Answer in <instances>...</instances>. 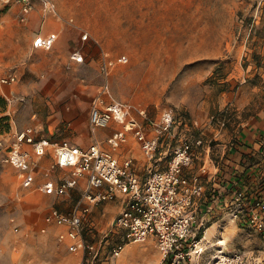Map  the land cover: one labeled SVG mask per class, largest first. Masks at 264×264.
Instances as JSON below:
<instances>
[{"label":"rangeland","instance_id":"1","mask_svg":"<svg viewBox=\"0 0 264 264\" xmlns=\"http://www.w3.org/2000/svg\"><path fill=\"white\" fill-rule=\"evenodd\" d=\"M51 1L58 16L44 14L41 1L32 0V12L38 10L39 16L30 13L20 21V1L0 0V77L16 76L14 83L0 84L1 138L35 126L59 145L87 146L98 140L107 147L105 139L121 125L94 132L89 126L91 103L105 81L100 70L104 56H126L127 61L110 68L102 98L126 104L147 131L167 108L175 116L176 135L201 137L208 146L211 139L202 132L209 124L224 121L222 127L240 128L242 119L264 109V0ZM47 30L58 34L54 45L33 47L32 39ZM74 50L82 53V62L70 58ZM167 141L170 152L176 142ZM117 153L131 156L136 172L146 175L144 154L132 136ZM45 172L41 165L36 182L24 187L18 170L0 158V264H79V253L58 239L61 227L45 223L44 215L51 207L68 210L84 184L64 195H48L38 189ZM58 173H53L55 181L65 176ZM103 205L93 216L95 227L85 232L88 239L111 234L116 204ZM204 227L196 246L203 248L201 263L211 262L220 248L264 258V238L255 229L241 228L225 214L204 219ZM159 261L148 236L126 244L114 264Z\"/></svg>","mask_w":264,"mask_h":264},{"label":"built area","instance_id":"2","mask_svg":"<svg viewBox=\"0 0 264 264\" xmlns=\"http://www.w3.org/2000/svg\"><path fill=\"white\" fill-rule=\"evenodd\" d=\"M19 1V19L26 21L34 3ZM39 1L44 14L58 16L51 0ZM57 38V32L38 34L32 46L49 49ZM82 38L86 39L87 34ZM70 58L76 62L84 59L79 50H74ZM126 61V56L103 57L100 70L105 81L89 110L92 132L112 123L121 125L105 139L107 147L98 140L85 147L59 145L41 134L39 128L27 126L16 130L8 140L0 137V158L18 170L22 186L30 187L36 182L43 157L50 153L52 163L38 185L48 195H64L83 182L82 193L68 210L51 207L44 215L45 223L61 227L58 239L70 252L81 255L79 264H114L126 244L143 242L148 236L158 248L159 264H264V258L251 252L222 248L211 262H200L201 252L196 246L205 229L201 228L202 221L214 215L225 214L241 228H253L264 238V194L244 188L236 177L226 182L220 164L211 156L212 146H205L201 137L183 138L173 132L175 116L170 109H162L158 120L149 122L147 131L126 104L105 101L102 94L108 93L110 68ZM15 81L14 74L0 77V84ZM138 112L147 120L144 109ZM130 136L144 154V176L136 172L131 156L121 158L117 153ZM168 138L176 142L170 152ZM57 167L67 170L59 181L49 175ZM214 183L221 185L217 188ZM118 199L121 206L112 221L111 234L88 239L85 232L95 227L90 220L92 208Z\"/></svg>","mask_w":264,"mask_h":264},{"label":"crops","instance_id":"3","mask_svg":"<svg viewBox=\"0 0 264 264\" xmlns=\"http://www.w3.org/2000/svg\"><path fill=\"white\" fill-rule=\"evenodd\" d=\"M34 14L35 16H39V11L36 10L35 12H31V17H33ZM47 31L48 32L45 33L39 32V34L45 35L49 32H55L49 30ZM27 43L30 44V40H28ZM239 125L240 128H234L233 126H230V124H227L225 127L209 124V128L204 130L202 133L205 137H209L211 139L209 140L211 143L208 146H220L216 150L212 148L211 156L216 162L222 165L220 173H223L225 181L228 182L232 178L236 177L240 181L239 184L241 183L244 185V188L253 189L256 187L255 184H257V182H259L264 176V109L254 116L242 119ZM212 139H214V141H212ZM216 152L219 153V160L214 158V154H216ZM51 163L52 158L49 154H46L41 161V164L45 167L46 171L49 170ZM56 171L59 172L58 174H67V170L57 167L52 172H49L52 178L55 177V174L53 173ZM214 185L218 188L221 184L214 183ZM113 202L116 204L115 206L118 213L121 206V200L118 199ZM104 203L99 206L103 207ZM99 206L92 208L90 216L92 224H94L93 216L98 214ZM211 227L212 226L207 228L206 231H209ZM79 259L80 263V254Z\"/></svg>","mask_w":264,"mask_h":264},{"label":"trees","instance_id":"4","mask_svg":"<svg viewBox=\"0 0 264 264\" xmlns=\"http://www.w3.org/2000/svg\"><path fill=\"white\" fill-rule=\"evenodd\" d=\"M248 165H250V164H248ZM220 166H222V165L220 164ZM255 186H256L254 189V190H256L255 193L262 192L264 194V176L261 178V180L259 182H257V184H255Z\"/></svg>","mask_w":264,"mask_h":264},{"label":"bare ground","instance_id":"5","mask_svg":"<svg viewBox=\"0 0 264 264\" xmlns=\"http://www.w3.org/2000/svg\"><path fill=\"white\" fill-rule=\"evenodd\" d=\"M206 234H207V233H206ZM203 236H204V235H203ZM203 236H202V238H201L200 242L203 240ZM200 242H199V243H200ZM219 242H220L219 244H221V243H222L221 241H219ZM198 249H199V250H201V251L203 250V248H201L200 246H199V248H198Z\"/></svg>","mask_w":264,"mask_h":264}]
</instances>
